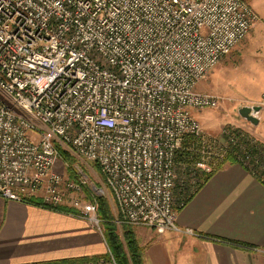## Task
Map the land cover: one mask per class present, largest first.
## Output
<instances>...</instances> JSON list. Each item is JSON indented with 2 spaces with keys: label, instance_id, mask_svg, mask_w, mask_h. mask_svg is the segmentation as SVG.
Returning <instances> with one entry per match:
<instances>
[{
  "label": "built area",
  "instance_id": "built-area-1",
  "mask_svg": "<svg viewBox=\"0 0 264 264\" xmlns=\"http://www.w3.org/2000/svg\"><path fill=\"white\" fill-rule=\"evenodd\" d=\"M257 20L247 0H0V196L68 207L101 231L68 153L98 166L118 225L178 231L176 154L205 142L195 112L219 105L198 85ZM209 149L195 171L216 170L223 148Z\"/></svg>",
  "mask_w": 264,
  "mask_h": 264
},
{
  "label": "crops",
  "instance_id": "crops-1",
  "mask_svg": "<svg viewBox=\"0 0 264 264\" xmlns=\"http://www.w3.org/2000/svg\"><path fill=\"white\" fill-rule=\"evenodd\" d=\"M248 3L258 21L230 58L235 69L220 72L214 83L219 90L222 81L221 92L246 105L261 106L256 126L241 117L232 124L264 143V0ZM252 173L237 162L215 170L178 209V231L135 226L144 264H264V183ZM107 251L102 232L86 219L0 196V264H63Z\"/></svg>",
  "mask_w": 264,
  "mask_h": 264
},
{
  "label": "trees",
  "instance_id": "trees-1",
  "mask_svg": "<svg viewBox=\"0 0 264 264\" xmlns=\"http://www.w3.org/2000/svg\"><path fill=\"white\" fill-rule=\"evenodd\" d=\"M230 136L237 140L235 145L228 143V138ZM222 137L223 139H221V141L217 145L211 146H217V150H220V147L223 148L222 159L218 163L216 170L226 162H237L241 165L250 164L251 166L255 167L256 171L258 170V166H255L254 163L257 161L256 153L260 149H264V146L261 143L254 140L247 133H244L243 136H241V133L237 129ZM226 143L227 145L225 146ZM209 146L210 145L208 143L203 142V139L196 138L188 140V142L182 147V149L177 151L176 162H178L177 165L179 166V182L177 191H179V200L183 204L187 203L213 174H202L199 171H195L193 168L194 163L202 156L201 151H210ZM242 146L244 148H242ZM248 153L252 154L256 161L253 160ZM62 156L63 159L69 162L70 165H72L76 161V159L68 153H63ZM94 165L97 166L96 164ZM69 171L70 176L73 178L74 173L71 167L69 168ZM192 172H195V175H193ZM254 173L256 174L257 172ZM199 175L203 177H199ZM256 175L258 179L264 183L261 175ZM98 202L100 205L99 210L102 220L101 232L108 247V251L115 262L117 264H144L143 249L140 246L133 228H131L132 225L126 222H122L118 226L116 222L118 217L114 216L113 212H111L107 200L104 197H100L98 198ZM27 203L44 207L41 201L37 198L29 199L27 200ZM50 210L65 212L68 214H75L74 210L63 206ZM118 227H121V232H119ZM101 257L109 259L107 254ZM101 257H85L71 261L77 264H83L89 261H94Z\"/></svg>",
  "mask_w": 264,
  "mask_h": 264
},
{
  "label": "rangeland",
  "instance_id": "rangeland-1",
  "mask_svg": "<svg viewBox=\"0 0 264 264\" xmlns=\"http://www.w3.org/2000/svg\"><path fill=\"white\" fill-rule=\"evenodd\" d=\"M247 1H249V0H247ZM254 24H253V26H254ZM253 26H252V28H253ZM246 38L241 41V42H243V44H244V41L246 40ZM241 42H239L240 45L242 44ZM240 45H237V47H235L236 49L234 48V50L231 53H229L228 56L224 57L206 75V77L198 85L199 91L208 92V93L214 94L215 96L219 97L218 107L207 108V109H203L201 111L195 112V116L197 117V119L200 121V124H201L202 136L205 139V143H208L210 146L217 145L221 141V139H223L222 136L227 135L231 131H234L236 129L239 130V132L241 133V136H243L244 133H247L250 137H252L254 140H256L257 142L261 143L264 146V143H262L257 138H255L252 134L250 135L246 130L232 124L233 120L241 119L239 114H238V108L240 106H244L243 105V104H245L244 101L243 100H237V97H233V96L226 95V94L222 93L221 92L222 81L220 83L221 85L219 86V90L216 88V85L214 83V80L216 79V75H218L220 72H221V75H223V73L226 74L225 72L227 70H229V72H230L231 67H233V69H235V65L237 64V61L236 60H230V58L236 57V55H238ZM220 78H221V76H220ZM229 78H230L229 73H227V80L228 81H229ZM227 87L230 88V83L227 85ZM262 104H264V101L261 103V105ZM201 121H203V122H201ZM242 148H244V147L242 146ZM248 154L252 157L253 160H255L254 157L252 156V154H250V153H248ZM256 155H257V157H256L257 161L255 160L256 162L254 164H255V166H258V167L262 166L261 168L257 167L258 170L256 171L255 167L251 166L250 164L243 165V166L244 167L248 166L246 168L248 169V171L253 172L252 174L255 175L256 178H258L256 174L261 175L262 180L264 181V149L263 150L260 149L256 153ZM73 157L76 159L75 164L80 165V167H82L85 170V172L87 173V175L89 176L88 179L90 181V186L85 191V193L82 195V197H83L84 201H96L97 202V204H98L97 214H98V217L100 219V227L102 229V220L100 217L101 214H100V210H99L100 205L98 202V198L104 197L107 200V202L109 203L111 212H113V215L116 216L117 211H116L112 196H111L110 192L107 189H105V187L103 185L102 177H101V174H100L98 167L95 166L92 162H88L81 157H76V156H73ZM61 160L57 163V168L59 169L60 172H63L64 175H67L68 172H64L65 169L64 168L62 169V162H64V161H63V159H61ZM178 169H179V166L177 165L176 169H175V175L176 176H175V186H174V190H173V196H174L175 203L177 202L176 199H177L178 194H179V191H177V186H178V182H179V174H178L179 171H178ZM254 172H257V173L255 174ZM200 176L201 175H199V177ZM201 177H203V176H201ZM95 187L98 189H103V191H99V190L96 191ZM67 198L69 199V196ZM176 205H177V203H176ZM131 228H133V230H134L135 226L132 225ZM118 230H119V232H121V227H118ZM106 254L108 255V251ZM70 262H73V261L70 260Z\"/></svg>",
  "mask_w": 264,
  "mask_h": 264
},
{
  "label": "water",
  "instance_id": "water-1",
  "mask_svg": "<svg viewBox=\"0 0 264 264\" xmlns=\"http://www.w3.org/2000/svg\"><path fill=\"white\" fill-rule=\"evenodd\" d=\"M260 110L261 106L259 105H244L238 108V114L242 119L256 126L259 122L258 113Z\"/></svg>",
  "mask_w": 264,
  "mask_h": 264
}]
</instances>
